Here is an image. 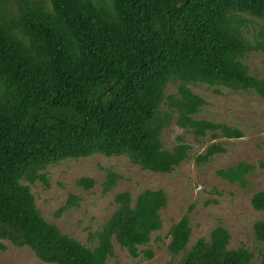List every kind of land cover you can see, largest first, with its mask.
Returning <instances> with one entry per match:
<instances>
[{"label": "trees", "instance_id": "16d2710c", "mask_svg": "<svg viewBox=\"0 0 264 264\" xmlns=\"http://www.w3.org/2000/svg\"><path fill=\"white\" fill-rule=\"evenodd\" d=\"M250 17L264 22V0H0V240L47 264H109L115 244L138 258L163 228L164 191L146 190L135 200L116 194V210L83 244L44 218L31 186H49L42 172L51 165L96 154L171 174L191 151L183 136L165 147L163 133L173 122L195 137L243 138L239 128L195 119L206 101L189 86L264 99V78L245 63L252 52L264 54V27L256 30ZM170 85L176 92L168 93ZM226 151L215 142L196 165ZM257 170L264 171V159L217 175L247 189ZM104 171L110 192L121 176ZM77 185L91 190L96 182L85 177ZM80 201L70 195L56 217ZM251 205L264 212V192ZM191 212L169 230L174 264L253 263L249 250L229 248L231 235L221 226L189 246ZM253 230L264 244V220Z\"/></svg>", "mask_w": 264, "mask_h": 264}, {"label": "rangeland", "instance_id": "374dc122", "mask_svg": "<svg viewBox=\"0 0 264 264\" xmlns=\"http://www.w3.org/2000/svg\"><path fill=\"white\" fill-rule=\"evenodd\" d=\"M250 20L256 30L264 27V22L251 17ZM245 63L252 75L264 78L263 53L248 54ZM189 87L206 101L195 119L226 123L239 128L244 137H221L216 140L210 135L195 137L173 122L163 133L165 147L173 148L178 143L177 137L183 136L191 151L189 158L171 174L144 171L126 156L106 157L96 154L88 158L60 161L42 172L49 186L40 181L31 186L44 218L56 224L63 234L85 244L88 233L100 231L116 210V194L129 192L135 200L146 190H162L168 199L166 208L161 211L162 230L153 234L148 246L140 247L138 258H132L127 250L115 244L114 256L109 259V264H174L175 260L167 249L169 230L190 208L192 235L189 246L199 238H208L213 229L221 226L231 235L230 249L245 248L255 255L252 264H260L264 244L257 241L253 226L257 221L264 220V212L255 211L251 199L255 193L264 192V171L257 170L250 176L251 184L247 189L221 179L217 171L239 162L258 164L264 159V99L253 91L234 92L203 84ZM174 92L176 86L170 85L168 93ZM215 142L222 143L226 153H220L209 163L197 166L196 156L204 153ZM104 170H112L121 176L110 192L103 189L106 180ZM85 177L95 180L93 189L85 190L77 185V181ZM70 195L81 198L79 205L57 218V212L66 205ZM0 244L6 247L5 250L0 248V264H47L29 248H18L1 240ZM146 250L153 252L152 258L146 257Z\"/></svg>", "mask_w": 264, "mask_h": 264}]
</instances>
